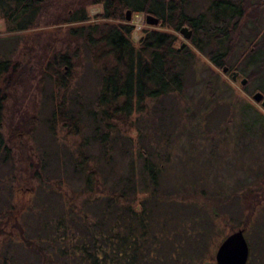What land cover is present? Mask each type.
<instances>
[{
	"label": "trees",
	"instance_id": "16d2710c",
	"mask_svg": "<svg viewBox=\"0 0 264 264\" xmlns=\"http://www.w3.org/2000/svg\"><path fill=\"white\" fill-rule=\"evenodd\" d=\"M47 1L0 0V19L6 31L34 27L39 9ZM97 1L103 4L100 17L105 19L123 20V10L129 7L133 11L155 14L164 20L162 26L176 30L182 24L193 23L190 40L201 51L196 32H212L207 37L213 38V46L206 55L219 68L226 65L225 59L234 41L233 32L248 7L247 0H214L207 9L210 16L203 13L189 20L176 8L177 3L170 2V9L164 15L159 7L152 11L151 0ZM87 19V14L81 10L64 22ZM207 24L213 25L211 32ZM132 29L127 23L107 22L70 27L68 35L84 41L76 43L71 55L68 51L55 53L45 66L48 69L57 65L56 87L64 90L63 94L67 89V108L63 96L52 115L55 118L58 115L66 124L67 134L79 137L75 150L68 152L67 168L80 186L75 187L73 181L58 176L59 192L54 191L45 178V168L40 170L39 164L32 170V159L25 156L23 161L28 160V168L24 167V173L29 175L32 170L31 176L37 180L33 193L40 192L43 198L40 203L47 201L38 208L36 199L25 205L15 200L17 190L26 184L20 183L10 141L23 135L27 141L37 119L31 124L11 125L8 135L2 131L6 103L19 86L25 69L12 57L14 49L9 44L5 48V41H0V264H215L209 254L210 242L216 238L220 223L229 216L227 208L235 204L241 205V212L248 208L247 223L257 214V206L264 199V189H257L264 179L263 173L252 172L250 168L247 181L242 185L226 188L224 181L218 182L214 177L212 185L209 179L220 160L214 144L207 153L200 148L193 153L198 156L196 160L190 158L189 162H184L186 170L192 166L200 173L173 180L171 187H165L163 182L164 163L153 161L145 150H138L136 158H131L123 172L115 168L114 154L110 151L113 145L108 146L113 127L116 123L129 125L134 112L146 110L148 99L172 92L181 94L184 90L182 69L190 55L187 47L180 50L175 47L172 34L157 30L144 31L135 46L130 39ZM227 39L226 50L220 51V44ZM81 48H84L87 63L100 73L97 94L93 101L87 102L86 110L92 126L91 136L101 147L100 164L87 149L90 142L85 136L84 121L73 107L75 98L73 91H69L70 59L78 58ZM251 58L255 59L252 52ZM210 81L206 85L212 97L208 105L203 104V112L215 102L216 92ZM251 124H256V135L262 137L264 115L256 112ZM192 128L200 135L198 143L201 145L200 124ZM229 130L224 128L222 134L227 136ZM118 151L125 156L134 154L123 146ZM162 154L163 160L169 157L165 152ZM105 169L109 170L111 178H106ZM206 184L210 188H206ZM64 187H67V198L61 190ZM229 196L235 197V201H230ZM246 226L242 227L244 231ZM253 226L258 228L257 237L261 235L260 248L257 251L256 244L249 243L251 255L247 264H264V222L257 218Z\"/></svg>",
	"mask_w": 264,
	"mask_h": 264
},
{
	"label": "rangeland",
	"instance_id": "374dc122",
	"mask_svg": "<svg viewBox=\"0 0 264 264\" xmlns=\"http://www.w3.org/2000/svg\"><path fill=\"white\" fill-rule=\"evenodd\" d=\"M160 1L163 0H156L157 3L152 5L158 4L160 8ZM166 1L172 4L181 2L183 13L195 17L199 13L206 12L208 5L214 0ZM246 4L248 7L240 20V25L233 32L232 49L225 59V64L231 68L227 73L216 67L206 55V52H209L213 46V38L207 37V35L211 36L212 24H207L208 31L211 33L206 34L203 31L195 34L198 36V43L203 48L201 51L192 44L190 39L186 40L179 29L147 24L145 22L147 12L132 11L129 21L125 20L126 9L123 10V20L101 18L103 7L95 0H48L40 7L34 27L17 32L6 31L5 24L0 19V41H5V48L9 44L14 49L12 57L17 59L25 69L19 86L6 103L5 123L2 131L8 135L11 125L17 122L23 124L30 122L31 124L34 119H37L34 132L27 141L24 140L26 138L24 135L10 141L15 153L14 158L20 183L21 185L26 184L17 190L16 202L19 205H25L31 200L32 204L36 199L38 200L36 208L47 203L46 200L40 203L43 198L40 197L38 190L35 195L33 193L37 180L31 174L39 164H41L40 170L45 168L44 172L47 174L45 178L54 191L59 192V186L57 187L56 184L58 176L66 177L70 182L73 181L75 187L80 186L79 182H74L75 178L67 168L68 152L75 150L79 137L67 134L66 124L58 119V115L56 118L53 117L54 114L52 115L53 109L59 101H62L63 96L66 98L67 108V89L63 94L64 90L56 87L55 69L57 65L50 66L48 69H45V66L55 53H67L68 51L71 55L77 44L84 41L83 38H71L67 33L70 27L96 25L101 22L131 25L133 29L130 39L135 46L144 31L157 30L172 34L175 37L176 48L185 42V47L190 50V55L186 57L188 63L182 69L183 92L181 94L172 92L157 99H148L146 110L134 112L130 117L129 125L116 123L117 126L113 127L108 146L113 145V148L111 147L113 150L110 149V151L114 154L116 169L123 172L131 158H136V152L140 149L145 150L153 161L164 163L162 172L165 181L163 182L165 187H171L173 180L188 177L186 174L192 177L193 173L194 175L200 173L192 166L191 169L186 170L184 162L186 163V160L190 158L196 160L198 156H193V153H196L199 148L207 153L210 146L214 144L217 153L220 154V160L218 167L210 176L212 179H209L212 185L213 177L218 182L224 181L226 188L236 184L242 185L247 181L250 168L253 169L252 172L263 173L264 177V135L262 137L256 135L257 126L251 124L256 112L264 115V107L252 98L257 90L264 92V4L260 0H247ZM81 10L87 14V20L64 22V19H69L75 15L76 11ZM68 43H70L69 48H67ZM227 43L228 39L220 44L219 50L225 51ZM251 52L256 60L251 58ZM87 60L84 48H81L78 58L70 59L72 69L69 73L68 84L69 91H73L75 98L73 107L79 111L84 121L85 136L90 142L87 149L94 161L100 164L101 147L98 141L91 136L92 126L86 112L87 102L93 101L97 94L100 73L96 72ZM234 70H239L241 73L236 80L232 79ZM252 73L253 76H249ZM243 77L249 79L244 86L241 84ZM208 80H211L216 97L215 102L203 112L202 109L205 107L203 104L208 105L212 97L206 85ZM198 124L202 128L201 145L198 143L201 139L200 135L195 134L192 128L197 127ZM224 128L230 129L227 136L222 134ZM233 131L236 133L232 134ZM121 146L134 154L125 156L124 153L118 151ZM162 152L169 154V157L163 160ZM25 156L32 159V170L29 175L24 173V167L28 164V160L26 163L23 161ZM105 171L106 178H111L109 170L105 169ZM206 180L208 181V178ZM208 184L206 188H210ZM258 185L257 189L262 191L264 189L263 178ZM61 190L67 198V187ZM233 200L235 201V197H232L230 201ZM240 209L241 205L238 204L227 208L229 216L220 223L216 238L210 242L209 254L214 263V254L219 242L229 233L244 227L245 224L247 225L245 235L249 243L256 244L257 251L260 248L258 240L261 235L257 237L258 228L257 230L254 228L253 222L257 221V218H261L264 222V199L257 206V214H254L248 223L246 221L249 209L244 208L243 212Z\"/></svg>",
	"mask_w": 264,
	"mask_h": 264
},
{
	"label": "water",
	"instance_id": "95a60500",
	"mask_svg": "<svg viewBox=\"0 0 264 264\" xmlns=\"http://www.w3.org/2000/svg\"><path fill=\"white\" fill-rule=\"evenodd\" d=\"M41 1V0H40ZM264 2V0H262ZM131 15V10L126 9L125 11V20L129 21ZM145 22L149 25H160L159 19L157 16L146 13ZM179 32L187 40L191 36V30L187 26H182L179 29ZM185 46V42H182L177 49H181ZM224 73H227L230 68L228 65H224L222 68ZM240 75L239 70L232 71V79L236 80ZM248 77H243L241 79V84L244 86L248 83ZM252 98L257 103H261L264 107V92L257 90L253 93ZM251 255V248L249 241L245 235L243 228H239L231 233H229L222 241L219 242L214 259L216 264H247Z\"/></svg>",
	"mask_w": 264,
	"mask_h": 264
},
{
	"label": "flooded vegetation",
	"instance_id": "af4514ba",
	"mask_svg": "<svg viewBox=\"0 0 264 264\" xmlns=\"http://www.w3.org/2000/svg\"><path fill=\"white\" fill-rule=\"evenodd\" d=\"M96 1V0H95ZM173 1V0H172ZM98 2V1H97ZM213 2V1H212ZM211 2V3H212ZM99 4H101V6L103 5L102 3H100V2H98ZM152 3H157L156 2V0H151V2H150V4H152ZM210 3V4H211ZM170 2L168 3L166 0H163V1H160L159 2V6H160V11L161 12H163V14L164 15H167V13H168V10L170 9ZM210 4L208 5V7H207V9L210 7ZM103 7V6H102ZM155 7H158V4H156L154 7L151 5V9L153 8L154 9V11H157V8H155ZM179 7V12L180 13H182L183 12V10H182V3L181 2H178V4H177V6H176V8H178ZM126 9H130L131 10V13H132V9L131 8H126ZM153 9H152V11H153ZM207 9H206V12H202V13H199V14H203V13H205L206 14V17H208V15L210 16V13H209V11L207 12ZM147 13H149V12H147ZM152 14V13H151ZM198 14V15H199ZM153 15H155V14H153ZM198 15H196L195 17H197ZM156 16V15H155ZM158 17V16H157ZM188 18H189V20L190 19H193V18H195L194 16H187ZM158 19H159V22H160V25L159 24H157V25H159V26H162L163 25V22H164V20H162L160 17H158ZM190 23V22H189ZM191 25H194L193 23L191 24H188V23H185V24H182V25H180V27H179V29L182 27V26H187V28L188 29H190L191 30V36L193 35V33H194V27L193 26H191ZM191 36H190V38H191ZM189 38V39H190ZM241 74V73H240ZM240 76V75H239ZM238 76V77H239Z\"/></svg>",
	"mask_w": 264,
	"mask_h": 264
}]
</instances>
